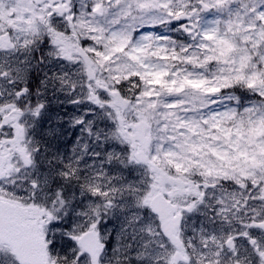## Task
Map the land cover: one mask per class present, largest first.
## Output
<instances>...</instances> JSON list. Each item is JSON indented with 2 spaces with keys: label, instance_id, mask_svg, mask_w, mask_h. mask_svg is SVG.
I'll return each instance as SVG.
<instances>
[{
  "label": "snow or ice",
  "instance_id": "6c2138e0",
  "mask_svg": "<svg viewBox=\"0 0 264 264\" xmlns=\"http://www.w3.org/2000/svg\"><path fill=\"white\" fill-rule=\"evenodd\" d=\"M0 264H264V0H0Z\"/></svg>",
  "mask_w": 264,
  "mask_h": 264
}]
</instances>
